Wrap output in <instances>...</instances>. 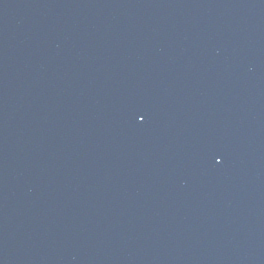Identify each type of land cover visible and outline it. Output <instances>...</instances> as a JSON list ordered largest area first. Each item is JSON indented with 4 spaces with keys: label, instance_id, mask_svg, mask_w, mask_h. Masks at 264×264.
Instances as JSON below:
<instances>
[{
    "label": "snow or ice",
    "instance_id": "6c2138e0",
    "mask_svg": "<svg viewBox=\"0 0 264 264\" xmlns=\"http://www.w3.org/2000/svg\"><path fill=\"white\" fill-rule=\"evenodd\" d=\"M142 119H143V117H142Z\"/></svg>",
    "mask_w": 264,
    "mask_h": 264
}]
</instances>
